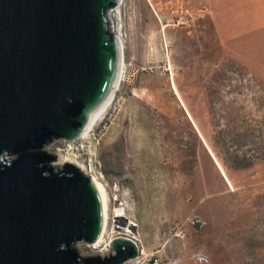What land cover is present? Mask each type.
Instances as JSON below:
<instances>
[{
    "label": "rangeland",
    "instance_id": "1",
    "mask_svg": "<svg viewBox=\"0 0 264 264\" xmlns=\"http://www.w3.org/2000/svg\"><path fill=\"white\" fill-rule=\"evenodd\" d=\"M208 1L121 0L110 19L123 41L116 85L122 105L104 131L105 112L84 137L45 149L58 157L50 162L55 170L54 163L70 158L104 186L107 233L120 235L116 228L131 223L142 247L161 249L166 263L194 264L190 254L202 251L210 264H264V159L224 172L211 151L209 113L259 115L256 105L263 101L255 93L264 84V29L223 49L210 26ZM196 11L198 20L176 24ZM233 65L246 73L241 82L229 72ZM237 85L249 91L238 98L230 89ZM118 213L124 220H117ZM191 214L205 227L188 226L184 239L165 244L171 221ZM74 247L83 258L97 254L84 243Z\"/></svg>",
    "mask_w": 264,
    "mask_h": 264
},
{
    "label": "water",
    "instance_id": "2",
    "mask_svg": "<svg viewBox=\"0 0 264 264\" xmlns=\"http://www.w3.org/2000/svg\"><path fill=\"white\" fill-rule=\"evenodd\" d=\"M119 3L0 0V264H124L138 254L125 237L103 256L76 252L101 237V194L77 164L51 167L58 157L45 149L77 141L116 88L123 50L109 16Z\"/></svg>",
    "mask_w": 264,
    "mask_h": 264
},
{
    "label": "trees",
    "instance_id": "3",
    "mask_svg": "<svg viewBox=\"0 0 264 264\" xmlns=\"http://www.w3.org/2000/svg\"><path fill=\"white\" fill-rule=\"evenodd\" d=\"M229 72L234 73L238 77L239 82L246 74L244 69L237 65H233ZM230 89L231 93L236 94L238 98L242 97L244 92L249 91V87L244 85H237L234 88L230 87ZM213 92V90L209 89L207 94L210 108L213 105ZM255 94L258 96L257 102L263 101L261 104L256 105V113L259 115L247 114L242 110L238 113L221 111L218 114L211 109L209 111L212 123L214 122L211 151L226 173L250 169L258 161L264 159L263 83L258 85V91Z\"/></svg>",
    "mask_w": 264,
    "mask_h": 264
},
{
    "label": "built area",
    "instance_id": "4",
    "mask_svg": "<svg viewBox=\"0 0 264 264\" xmlns=\"http://www.w3.org/2000/svg\"><path fill=\"white\" fill-rule=\"evenodd\" d=\"M201 12L196 11L194 13H187L181 17H178L176 19V24L177 25H185L189 23H193L194 21L198 20L201 18ZM110 20V26L112 30H115L114 27L112 26V22L109 16ZM117 30V29H116ZM118 86H116L108 107L103 115V120L101 121L100 124H102L101 128L99 131H104L108 123L111 122L113 119L114 115L117 113L118 109L123 103V98L121 95L117 94L116 92ZM115 216V215H114ZM114 216L112 218V221L114 222ZM188 226H191L197 230H202L205 227V221L198 215H188L183 219L175 218L171 221L170 223V229L166 237L165 244H169L175 240H182L186 236V229ZM126 228H129L128 224L126 225ZM116 237H125L130 239L136 246L138 250V254L136 257L128 260L124 264H179V261L177 259H173L171 262H165L164 259L160 255L161 249L157 250H152V251H146L136 236L134 232V226L131 228L129 232H122L120 235H113L107 233V231L104 234V237L100 240L98 243L91 244V248L95 249L97 251L96 255H106L110 250V242L112 239ZM90 246V245H89ZM162 248V247H161ZM189 259L192 260L194 264H210V257L206 253L202 251H193Z\"/></svg>",
    "mask_w": 264,
    "mask_h": 264
},
{
    "label": "crops",
    "instance_id": "5",
    "mask_svg": "<svg viewBox=\"0 0 264 264\" xmlns=\"http://www.w3.org/2000/svg\"><path fill=\"white\" fill-rule=\"evenodd\" d=\"M208 16L213 34L227 49L264 29V0H209Z\"/></svg>",
    "mask_w": 264,
    "mask_h": 264
},
{
    "label": "bare ground",
    "instance_id": "6",
    "mask_svg": "<svg viewBox=\"0 0 264 264\" xmlns=\"http://www.w3.org/2000/svg\"><path fill=\"white\" fill-rule=\"evenodd\" d=\"M117 34H119V33L117 32ZM117 36H118V38H119V40H120V42L122 44V50H123V41H122V38H121L120 34L117 35ZM123 66H124V61H123V55H122V61H121V64H120V69H119V72H118L116 85L118 84V82L120 80V76H121V72L123 70ZM112 94H113V92L110 94V96H109L106 104L104 105V107L93 116V118L91 119V122H90V124H89L88 127H90L91 125H94L98 120L101 119V116L103 115V113L106 111V109L108 107V104H109V101H110V98H111ZM87 132L88 131H85V133L83 134V137L87 134ZM66 162H73V163L77 164L78 167L80 168V170L83 173L88 174L87 172L84 171L82 165H80L79 163H77L76 161H74V160H72L70 158L61 159L60 162L54 163L53 165H54L55 168H60ZM92 178L96 181V183L98 185V188H99V191H100V194H101V198H102L103 210H104L103 211L104 221H103V227H102L103 229H102V232H101L100 239L96 242V243H98V242H100V240L102 239V237H104V234H105L106 229H107L106 228V226H107V215H108V213H107V208H108V204H107V193H106V190H105L104 186L94 176H92ZM116 218H117L118 221L124 220V217L120 213L116 214ZM128 226H129V228H126V227L125 228H119V227H117L116 229H118V230H120L122 232H129L130 231V227L132 228L131 223H128Z\"/></svg>",
    "mask_w": 264,
    "mask_h": 264
}]
</instances>
